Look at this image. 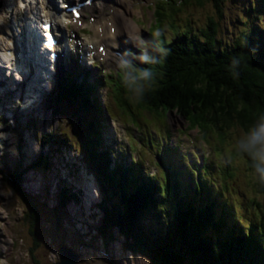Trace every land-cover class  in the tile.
<instances>
[{"label":"trees","instance_id":"1","mask_svg":"<svg viewBox=\"0 0 264 264\" xmlns=\"http://www.w3.org/2000/svg\"><path fill=\"white\" fill-rule=\"evenodd\" d=\"M190 2L212 4L213 15L201 30L203 38L198 32L192 35L190 30L184 31L185 35L158 59L151 69L153 79L139 98V108L162 116L176 111L192 122L207 125L222 139L224 134H232L231 128L248 131L264 115V26L259 22L226 41L218 34L214 11L221 12L228 1L183 0L180 7ZM23 175L17 167L3 179L23 194L28 216L37 221L35 201L21 188ZM148 194L135 193L113 208L103 206L101 234L107 237L118 228L126 237L127 248L144 255L151 264H264V210L257 214L258 222L249 233H243L244 229L233 227L229 220L214 219L208 210L181 211L175 207L171 215L166 212L163 221L153 209L149 211L154 204ZM60 195L62 206L73 197L65 190Z\"/></svg>","mask_w":264,"mask_h":264},{"label":"rangeland","instance_id":"2","mask_svg":"<svg viewBox=\"0 0 264 264\" xmlns=\"http://www.w3.org/2000/svg\"><path fill=\"white\" fill-rule=\"evenodd\" d=\"M227 1L231 7L226 4L222 6L221 12L218 13L215 9L214 13L221 27L220 37L230 41L236 34L245 31L247 25L238 16L241 10L239 1ZM194 5L190 2V6L183 9L182 18L186 23L191 19L195 25L206 28L208 16L213 15L212 4ZM245 5V9L248 10L251 7L250 0H245ZM158 12L162 14L163 9ZM246 15H244L245 20L251 18L253 24L257 23L252 19V17L256 19L253 14L248 17ZM260 21H264V18L262 17ZM13 104L15 107L18 106L16 101H13ZM4 113L10 114L11 111L5 110ZM176 114L178 113L169 112L168 115L170 119L177 117L179 121L184 122L181 115ZM47 117L48 113L45 122L49 123ZM38 118L42 120L39 115ZM30 119V113H25L23 117L17 114L6 119L0 115V264H51L59 260L58 248L61 245L81 254L77 264H151L144 255L131 252L127 248L128 242L116 231L110 234L108 240L101 237L99 231L94 228L101 224L99 219L101 214L98 209L88 212L90 199L85 204L87 212L84 216L81 215L82 212L77 213V209L74 211L69 206L61 205L60 185H68V180L70 185H73V181L86 187L88 195L93 193L94 184L92 179L85 177L82 172L77 173L74 179L73 172L66 170L61 161L65 159L61 157V160L53 157L51 169V165L45 168L44 164L34 167L35 161L40 157H50L46 153L47 149L39 152L40 145L35 139V137L40 141L47 139L46 135L43 137L41 135L49 128L39 133L35 130L27 131L26 123ZM116 123L118 127L119 121ZM26 132L30 134L24 136L27 145L24 152L22 144L19 146V137ZM69 158L72 161L71 155ZM48 160L51 162V157ZM17 166L24 172V191L30 195L32 201H35L39 213L37 221H33L28 216L29 206L23 201V194L21 195L14 188L11 181L3 179L5 173L10 175ZM250 178L255 179L252 174ZM252 185L254 192L251 191L248 197L264 203V183L255 179ZM87 186L91 188L89 192ZM93 213H97V216Z\"/></svg>","mask_w":264,"mask_h":264},{"label":"clouds","instance_id":"3","mask_svg":"<svg viewBox=\"0 0 264 264\" xmlns=\"http://www.w3.org/2000/svg\"><path fill=\"white\" fill-rule=\"evenodd\" d=\"M159 36V33L155 34ZM164 55V50H160ZM138 59L144 64H154L158 60L149 55L147 51L141 54ZM127 60H121L119 67H128ZM154 73L151 69L138 70L137 74L131 80L125 79V83L128 85L129 90L134 96H141L145 91L146 86L149 85L153 79ZM235 150L248 158L250 161V168L253 176L258 182L264 183V115L257 118L255 123L246 132H242L236 140Z\"/></svg>","mask_w":264,"mask_h":264},{"label":"bare ground","instance_id":"4","mask_svg":"<svg viewBox=\"0 0 264 264\" xmlns=\"http://www.w3.org/2000/svg\"><path fill=\"white\" fill-rule=\"evenodd\" d=\"M49 1H50V4L52 2V5H54L55 4L54 2H56V0H49ZM127 1L128 0H114V9H115L114 14L108 17L107 21L102 25V28L101 27L98 28L96 26L93 27V30H94L93 37L95 41L105 42L109 46H113L117 44L118 39L121 35H124L132 39L133 37L132 30H134V27L132 26L131 21L130 19H128V16H127V13L130 11L129 6L125 8ZM114 18L118 19L119 26L114 31H112L111 23L113 22ZM24 29L26 30V32L30 33L26 25L24 26ZM36 37L38 38V36ZM82 64L83 62L79 63V65H82ZM0 73L2 72L0 71ZM1 79L2 78L0 77V80ZM32 91L37 94L36 85L33 87ZM9 103H11V101H7V104Z\"/></svg>","mask_w":264,"mask_h":264},{"label":"water","instance_id":"5","mask_svg":"<svg viewBox=\"0 0 264 264\" xmlns=\"http://www.w3.org/2000/svg\"><path fill=\"white\" fill-rule=\"evenodd\" d=\"M58 252L60 254L59 260L51 264H77L81 257V254L75 252L72 248L65 245H61L58 248Z\"/></svg>","mask_w":264,"mask_h":264}]
</instances>
